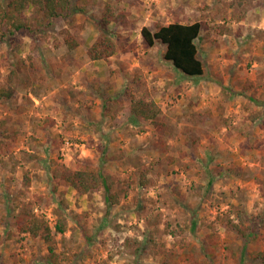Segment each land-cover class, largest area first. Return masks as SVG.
I'll list each match as a JSON object with an SVG mask.
<instances>
[{"label": "rangeland", "instance_id": "obj_1", "mask_svg": "<svg viewBox=\"0 0 264 264\" xmlns=\"http://www.w3.org/2000/svg\"><path fill=\"white\" fill-rule=\"evenodd\" d=\"M107 9L126 15L110 25L118 50L93 61L95 23ZM27 14L35 30L16 35L18 49L0 33L1 83L14 69L26 80L0 99V264H45L44 241L17 229L24 208L54 230L65 219L66 231L55 232L61 264H264L254 257L264 250V0H95L72 27ZM195 21L206 64L199 77L142 35L145 26ZM101 90L154 100L162 123L134 119L124 101L104 116ZM59 164L97 166L128 191L108 208L101 191L57 185ZM144 168L155 184L141 189ZM210 170L217 178L200 193ZM229 220L254 234L246 240ZM127 238L145 243L141 256L126 250Z\"/></svg>", "mask_w": 264, "mask_h": 264}, {"label": "trees", "instance_id": "obj_2", "mask_svg": "<svg viewBox=\"0 0 264 264\" xmlns=\"http://www.w3.org/2000/svg\"><path fill=\"white\" fill-rule=\"evenodd\" d=\"M95 3V0H1L0 1V33L5 37L7 42L14 44L18 49L16 35L21 32L33 33L35 27L33 22L27 18L28 10H33L35 18H41V24L52 25L59 17H63L69 26H75V18L77 14H86L89 5ZM126 18L125 13L116 14L113 10L107 9L103 11L102 17L95 23L99 28L100 34L96 41L89 47L88 55L91 60L98 61L108 59L115 55L118 50V44L113 37V30L110 25L113 22H122ZM203 23L195 21L193 23L172 22L167 25H157L155 29L149 26L142 28V35L148 46H154L158 41L166 46L164 57L172 62L175 68L182 71L185 75L199 77L205 75L206 64L202 60L197 40L202 35ZM66 33V43L68 48L74 49L77 40L73 37L69 29L64 30ZM16 45V46H15ZM0 72V99H11L23 87L26 80L17 70H12L8 76L6 83H1ZM103 101V115L107 117H115L116 111L123 106V101L128 104V110L132 117L142 122H151L158 125L161 122L162 110L154 100L144 97H137L130 94L125 99L118 97H108V93L100 91ZM154 172L149 168L140 171L138 178V186L146 189L155 184L154 176L150 175ZM53 180L57 185H66L72 187L81 195L90 192L101 191L104 194L107 207L110 208L120 202V197L126 194L129 185H124L115 180H109L107 176L97 166L83 165L78 168H71L65 165H57L53 170ZM209 177L207 184L197 186V190H209L213 187L215 174L212 170L207 171ZM200 192V193H201ZM237 218L245 222L241 212H238ZM16 226L19 232L27 233L35 239L44 241L47 245L48 254L41 257L45 264H61L60 253L55 247V232L64 233L66 231L65 219L62 217L60 222L56 224V228L50 225L48 221L40 218L30 209L24 208L23 211L16 216ZM159 223V219L156 220ZM230 225L238 232H241L247 240L254 234L255 226L248 225L242 228L238 223L229 220ZM258 225V223H257ZM264 225V222H262ZM87 240H92L94 234L84 229ZM151 240H154L152 237ZM126 250L133 255L141 256L145 251V243L139 240L127 238ZM242 257L245 254L246 245L239 246ZM254 257L264 263V250L255 252ZM42 264V262H40Z\"/></svg>", "mask_w": 264, "mask_h": 264}, {"label": "crops", "instance_id": "obj_3", "mask_svg": "<svg viewBox=\"0 0 264 264\" xmlns=\"http://www.w3.org/2000/svg\"><path fill=\"white\" fill-rule=\"evenodd\" d=\"M242 23H243V21H242Z\"/></svg>", "mask_w": 264, "mask_h": 264}]
</instances>
